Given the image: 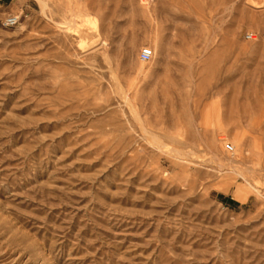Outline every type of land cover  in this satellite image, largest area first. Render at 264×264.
Masks as SVG:
<instances>
[{"label":"rangeland","instance_id":"1","mask_svg":"<svg viewBox=\"0 0 264 264\" xmlns=\"http://www.w3.org/2000/svg\"><path fill=\"white\" fill-rule=\"evenodd\" d=\"M0 264H264V0H0Z\"/></svg>","mask_w":264,"mask_h":264},{"label":"built area","instance_id":"2","mask_svg":"<svg viewBox=\"0 0 264 264\" xmlns=\"http://www.w3.org/2000/svg\"><path fill=\"white\" fill-rule=\"evenodd\" d=\"M18 23V17L17 16H10L7 20H6V25L8 26H15ZM153 57V50L152 48H146L143 52H142V60L143 61H149L151 60ZM227 150L228 151H234V146H232L231 144H227Z\"/></svg>","mask_w":264,"mask_h":264},{"label":"bare ground","instance_id":"3","mask_svg":"<svg viewBox=\"0 0 264 264\" xmlns=\"http://www.w3.org/2000/svg\"><path fill=\"white\" fill-rule=\"evenodd\" d=\"M39 1V0H38ZM41 1V3L43 2V0H40ZM45 7V6H44ZM46 8V7H45ZM93 31V30H92ZM85 34V33H84ZM223 160V159H222ZM224 166H225V164H224ZM248 171V170H247Z\"/></svg>","mask_w":264,"mask_h":264},{"label":"trees","instance_id":"4","mask_svg":"<svg viewBox=\"0 0 264 264\" xmlns=\"http://www.w3.org/2000/svg\"><path fill=\"white\" fill-rule=\"evenodd\" d=\"M227 201V200H226Z\"/></svg>","mask_w":264,"mask_h":264}]
</instances>
